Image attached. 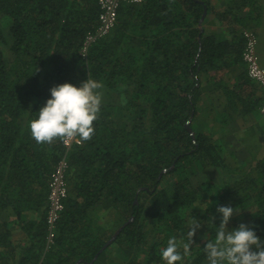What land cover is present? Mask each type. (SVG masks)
<instances>
[{
	"label": "trees",
	"instance_id": "trees-1",
	"mask_svg": "<svg viewBox=\"0 0 264 264\" xmlns=\"http://www.w3.org/2000/svg\"><path fill=\"white\" fill-rule=\"evenodd\" d=\"M217 1L122 4L84 55L97 0H0V264H165L160 249L187 242L192 217L183 264H208L220 206L239 216L229 231L244 224L264 240V154L246 148L235 167L227 154L263 102L241 58L260 0ZM204 6L225 30L206 31L208 17L200 30ZM88 78L104 84L101 113L93 138L66 153L68 194L47 245L49 180L65 151L38 144L29 123L51 88Z\"/></svg>",
	"mask_w": 264,
	"mask_h": 264
},
{
	"label": "clouds",
	"instance_id": "clouds-1",
	"mask_svg": "<svg viewBox=\"0 0 264 264\" xmlns=\"http://www.w3.org/2000/svg\"><path fill=\"white\" fill-rule=\"evenodd\" d=\"M103 88L102 82L90 78L79 87L64 83L51 88V98L40 108L38 118L29 123L32 138L38 144L48 145L57 140L77 143L91 140L95 135L94 122L101 113ZM197 207L206 211L208 203L197 202ZM217 212L222 220L215 240L207 241L204 247L208 264H264V240L244 224L232 231L227 229L230 218L237 213L232 207L220 206ZM199 228L200 224L192 217L187 242L185 238L168 239L167 246L160 249L165 264H183Z\"/></svg>",
	"mask_w": 264,
	"mask_h": 264
},
{
	"label": "built area",
	"instance_id": "built-area-1",
	"mask_svg": "<svg viewBox=\"0 0 264 264\" xmlns=\"http://www.w3.org/2000/svg\"><path fill=\"white\" fill-rule=\"evenodd\" d=\"M145 0H97L99 6L98 24L94 33H89L86 37L83 47V54L92 42L108 35L117 22V13L122 4H140ZM244 48L241 54L242 62L245 65L246 73L249 79L256 82L261 89L263 102L260 106V113L264 117V67L261 65L257 54L258 40L253 31L244 30ZM64 155L58 161L52 172L48 186V209L46 215V224L48 228L47 245H50L54 237V228L64 208V200L67 197L68 190L65 180L67 169L66 153L74 145H80L75 140L64 142Z\"/></svg>",
	"mask_w": 264,
	"mask_h": 264
},
{
	"label": "rangeland",
	"instance_id": "rangeland-1",
	"mask_svg": "<svg viewBox=\"0 0 264 264\" xmlns=\"http://www.w3.org/2000/svg\"><path fill=\"white\" fill-rule=\"evenodd\" d=\"M258 4H260V6L264 7V0H260L257 2ZM262 4V5H261ZM251 28V27H250ZM251 31L252 28L250 29ZM216 31H221L219 28H216ZM254 32V31H253ZM255 33V32H254ZM256 37H257V34L255 33ZM257 40H258V37H257ZM259 53L258 52V48H257V54L259 56ZM264 67V66H263ZM254 82V81H253ZM257 84V83H256ZM258 85V84H257ZM259 92V91H258ZM255 119L253 118L252 121H250L249 123H247V126L245 124H242V122H240L239 126L241 127H245L243 129V131H240L237 136L238 138L233 140L232 143H231V146L233 147L232 148V152L229 150L227 151V154L230 155V158H229V161L232 163V166L235 167L237 166L236 164L238 163H241L243 162L242 160L244 159V157H247L249 155V151L247 149H250V150H254L255 151V155L258 157L260 156L261 154H264L261 150H258L259 147H263L264 148V134H262L258 139L255 135L256 132H254L251 128V124L252 122H254ZM256 123H260V125L262 126V128L264 129V117L261 115V113L259 112L257 114V117H256ZM249 125V127H248ZM250 129V130H248ZM248 130V131H247ZM245 141V142H243ZM259 141V147L257 146V142ZM247 148V149H246ZM242 150H244V153L243 154H239V151L242 152ZM257 150V151H256ZM233 155H232V154ZM211 173V172H209ZM212 174V173H211ZM207 177V175H204ZM212 176V175H211ZM219 177H220V174H216L214 179L215 180H219ZM198 180H201V177L198 178ZM105 212L102 210L100 212V214H104ZM237 213H235L233 216H232V219L235 220L239 218V216H236ZM199 231V229L197 230ZM91 263V262H90Z\"/></svg>",
	"mask_w": 264,
	"mask_h": 264
},
{
	"label": "crops",
	"instance_id": "crops-1",
	"mask_svg": "<svg viewBox=\"0 0 264 264\" xmlns=\"http://www.w3.org/2000/svg\"><path fill=\"white\" fill-rule=\"evenodd\" d=\"M213 1H214L213 3L216 6V9L223 8L222 5L219 4V1H217V0H213ZM207 17H208L209 21H208V25L205 26L206 27V31L214 32V31H216V28H219L220 30H222V29L225 30L226 29V28H221L222 26H220V25L218 26L217 24H215L216 23V19H215V17H212V14H210ZM207 17H205V18H207ZM250 27L252 29H255V33L257 34V37H258L257 48H258V52H260L259 53V60H260L261 65L264 66V7L261 6L259 12H256L252 16ZM251 128H253L252 130L254 132H256L255 135L258 136L257 139L262 134H264V129L262 128L260 123H254L253 125H251ZM256 144L259 147V145H258L259 141ZM259 150H261L263 152L264 148L263 147L262 148L259 147L258 151ZM95 220H96V217H95ZM13 237H15V239H17V236H13ZM15 244H18V243L15 242Z\"/></svg>",
	"mask_w": 264,
	"mask_h": 264
},
{
	"label": "water",
	"instance_id": "water-1",
	"mask_svg": "<svg viewBox=\"0 0 264 264\" xmlns=\"http://www.w3.org/2000/svg\"><path fill=\"white\" fill-rule=\"evenodd\" d=\"M206 14H207V8H206V6H204V7H203L202 15H201V17H200V19H199V22H198V27L200 28V30H202V23H203V21H204V19H205V17H206ZM186 129L189 131L190 135L193 137L194 134H193V131H192L191 128H190V121H188V122L186 123ZM130 221H131V220L127 221L126 223H124L120 228H118V229L115 231V233L112 235V237H111V238H110V239L104 244V246L98 251V253H97L96 255H94V257H93L91 263L94 262V261L98 258L99 254H100L102 251H104L109 245H111V244L113 243V241L116 239L117 235H118L119 232L122 230V228H123L124 226H126ZM79 262L81 263V262H83V261H79Z\"/></svg>",
	"mask_w": 264,
	"mask_h": 264
}]
</instances>
